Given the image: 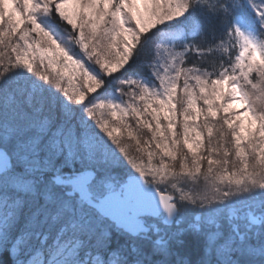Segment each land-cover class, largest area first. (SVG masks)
<instances>
[{
  "label": "snow or ice",
  "instance_id": "1",
  "mask_svg": "<svg viewBox=\"0 0 264 264\" xmlns=\"http://www.w3.org/2000/svg\"><path fill=\"white\" fill-rule=\"evenodd\" d=\"M0 264H264V0H0Z\"/></svg>",
  "mask_w": 264,
  "mask_h": 264
},
{
  "label": "rangeland",
  "instance_id": "2",
  "mask_svg": "<svg viewBox=\"0 0 264 264\" xmlns=\"http://www.w3.org/2000/svg\"><path fill=\"white\" fill-rule=\"evenodd\" d=\"M236 107H239L238 105Z\"/></svg>",
  "mask_w": 264,
  "mask_h": 264
}]
</instances>
